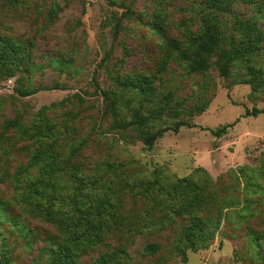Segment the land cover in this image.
<instances>
[{
    "label": "rangeland",
    "instance_id": "374dc122",
    "mask_svg": "<svg viewBox=\"0 0 264 264\" xmlns=\"http://www.w3.org/2000/svg\"><path fill=\"white\" fill-rule=\"evenodd\" d=\"M263 2L234 0L233 14L224 18L229 25L234 17L264 23V11H257ZM204 13L200 0H0V36L26 44L31 56L28 69L15 78L0 75V264H43L48 257L43 249L60 239L50 225L13 202L18 190L11 179L27 166L22 147L30 142L12 137L14 130L6 127L7 122L38 121L44 107L53 104L43 114L67 137L60 157L81 163L97 193H119L125 213L142 210L134 187L139 191L155 180L166 186L190 175L204 180L203 171L230 203L208 248L186 250L185 262L175 238L189 221L177 218L159 233L121 239L114 232L76 264H96L100 254L120 247L122 264H264V115L245 116L247 110L264 109V91L241 82L243 73L237 79L221 77L215 59L201 75L190 74L173 56L156 75L169 45L183 49ZM260 29L264 32L263 25ZM127 75L153 77L155 95L143 108L152 116L149 129L188 125L165 132L152 148L135 134L114 129L101 91L118 93L120 113L128 117V103L135 105L132 97H137L117 88V80ZM19 87L35 94L19 97ZM228 125L219 138L212 134ZM69 174L59 172L58 183L66 186ZM149 244L159 250L146 253Z\"/></svg>",
    "mask_w": 264,
    "mask_h": 264
},
{
    "label": "trees",
    "instance_id": "16d2710c",
    "mask_svg": "<svg viewBox=\"0 0 264 264\" xmlns=\"http://www.w3.org/2000/svg\"><path fill=\"white\" fill-rule=\"evenodd\" d=\"M206 13L202 16L201 27L196 32H189L186 45L182 49L171 43L169 50L162 57L158 74L165 71L167 62L173 56L186 64L190 74H206L215 59V65L221 77L237 79L243 73L242 81L253 91H264V32L255 18L234 17L231 25L224 17L233 14L234 0H200ZM264 6L261 4L257 11ZM174 54V55H173ZM28 46L15 42L11 38L0 36V75L6 79L15 78L19 71L28 69L31 64ZM153 77L149 75H127L117 80V88L121 93H132L135 105L128 103L131 114L127 117L120 113L119 94L113 91H101L106 112L112 119V127L122 134H135L136 140L145 147L152 148L162 135L172 130L178 132V123L173 129H158L152 131L148 124L152 116L144 114V104L152 102L155 89L152 86ZM96 88L99 89L96 84ZM15 93L22 98L32 96L35 91L17 88ZM168 100L165 95L163 103ZM53 104L44 107L38 121L29 124L7 122L6 127L12 128L19 141H28L22 149L29 156L27 166L20 169L11 179L15 193L13 202L19 205L22 212L50 225L59 240L53 239L52 246L47 250V260L43 264H76L78 258L87 250L97 247L115 233L119 238L127 239L151 233H159L166 229V224H174L175 219L188 218V224L183 227L175 238V248L186 261V250L196 253L210 245L215 231L219 229L221 214L230 203L226 195L220 196L209 175L204 180L197 175L176 178L168 185H162L160 180L141 184L139 191H134L135 199H139L142 210L139 213H125L120 202L119 193H97L90 183L94 179L83 174L81 163L75 164L72 157L62 159L63 142L67 137H61L54 124H49L44 112L55 108ZM158 109V108H157ZM160 107L158 115L163 113ZM264 115V109L245 111V116L257 117ZM231 125L212 131L219 138L226 133ZM73 163V166L70 164ZM37 169L33 178L30 170ZM69 171L67 185L58 183V173ZM52 174H55L52 176ZM1 211V210H0ZM17 227V226H16ZM121 246L123 244L121 243ZM158 245L149 244L145 252L154 254ZM125 252L123 247L117 251L104 252L99 255L96 264H122L120 255Z\"/></svg>",
    "mask_w": 264,
    "mask_h": 264
}]
</instances>
